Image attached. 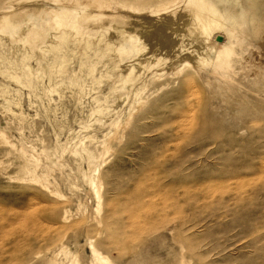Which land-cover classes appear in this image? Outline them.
Returning a JSON list of instances; mask_svg holds the SVG:
<instances>
[{
    "label": "rangeland",
    "instance_id": "rangeland-1",
    "mask_svg": "<svg viewBox=\"0 0 264 264\" xmlns=\"http://www.w3.org/2000/svg\"><path fill=\"white\" fill-rule=\"evenodd\" d=\"M189 2L0 0V264H264V36Z\"/></svg>",
    "mask_w": 264,
    "mask_h": 264
},
{
    "label": "bare ground",
    "instance_id": "bare-ground-1",
    "mask_svg": "<svg viewBox=\"0 0 264 264\" xmlns=\"http://www.w3.org/2000/svg\"><path fill=\"white\" fill-rule=\"evenodd\" d=\"M181 8H182L181 9L182 11L179 8L180 11L178 13L176 12V14L178 15V22L180 21L179 22L180 24L185 25V28L187 31L192 32V33L195 32L196 35L198 36V38H197V36H195V39L200 40L201 38H204V39L208 38L207 35L210 36V32H211L212 28H214V27L223 28L224 35L223 34L222 35L224 38L220 43H217V45H216L217 50L215 49L217 58L220 57L224 53H226V55H227L228 52L230 53L232 51L233 43L227 44V38H226L225 34H226V32L232 34L233 28L234 29L244 28V30L247 32V35H249L250 37H253L255 39H259L262 35L264 36V0H190L189 3H186L185 5H181ZM64 13H62V14H64ZM80 15L81 14H79V16ZM224 15L227 17L226 22H225V20H223V19H225ZM171 16L173 18V15H171ZM221 17H223L222 20L224 23L220 22L219 19ZM173 19H175V18H173ZM201 41H202V39H201ZM228 45H230V46H228ZM227 48H229V49L226 50ZM198 49L199 50H196V51H198L197 53H196V51H194V53L189 54V56L191 58H195V57L197 58L199 56L197 63H200L202 61H204V62L207 61V59L204 57L206 52H207V47H199ZM192 52H193V50H192ZM189 60H192V59H189ZM196 97H197V95H196ZM190 113H191V111H190ZM95 196H96V201H97L96 209H98L99 208V202H100V196H98L97 191H95ZM92 251L94 252V254L96 256L97 261H99L101 264H111L105 255H100L94 249ZM71 261H72V259H71Z\"/></svg>",
    "mask_w": 264,
    "mask_h": 264
},
{
    "label": "water",
    "instance_id": "water-1",
    "mask_svg": "<svg viewBox=\"0 0 264 264\" xmlns=\"http://www.w3.org/2000/svg\"><path fill=\"white\" fill-rule=\"evenodd\" d=\"M222 39V37L219 35V36H216V40L220 41Z\"/></svg>",
    "mask_w": 264,
    "mask_h": 264
}]
</instances>
